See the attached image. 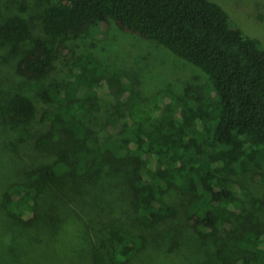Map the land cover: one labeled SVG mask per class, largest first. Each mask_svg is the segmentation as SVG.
Segmentation results:
<instances>
[{"label": "trees", "instance_id": "trees-1", "mask_svg": "<svg viewBox=\"0 0 264 264\" xmlns=\"http://www.w3.org/2000/svg\"><path fill=\"white\" fill-rule=\"evenodd\" d=\"M39 19L48 37L34 36L32 23L20 15L0 25L11 56L24 53L17 71L35 91L5 103L0 90V124L17 133L10 148L32 166L26 179L8 188L5 209L37 231L38 205L49 186L69 177L96 183L117 160L129 166V195L140 224L178 217L166 195L179 190L188 197L183 219L214 246L218 262L264 264V224H246L245 205L255 199L234 179L259 170L264 181V45L212 0H58ZM112 22L199 67L214 97L189 86L186 95L197 107L166 91L146 99L137 82L89 51L69 64L65 83H46L56 75L61 39ZM106 103L112 110L102 127H89ZM64 144L81 146L74 164L57 158L56 148ZM56 223L59 230L64 222ZM147 244L144 235L111 225L100 242L109 253L98 248L92 259L134 264Z\"/></svg>", "mask_w": 264, "mask_h": 264}, {"label": "rangeland", "instance_id": "rangeland-1", "mask_svg": "<svg viewBox=\"0 0 264 264\" xmlns=\"http://www.w3.org/2000/svg\"><path fill=\"white\" fill-rule=\"evenodd\" d=\"M57 1L0 0V25L9 17L20 15L32 23L34 36L48 37L39 18L46 7ZM212 1L220 4L246 35L264 45V0ZM59 44L62 52L58 69L46 83H65L69 64L89 51L102 63L120 69L137 82L146 99L166 91L197 107L198 103L186 95L189 86L208 98L214 97L203 70L159 43L124 32L114 22L107 29L95 28L77 39H61ZM22 47L24 51L30 44ZM11 49L12 45L0 38V90L5 103L17 94H35L34 82L17 71L24 53L11 56ZM111 110L110 104H102L89 127L101 128ZM16 140L17 133L11 126L0 124V264H94L92 254L101 248L100 242L107 238L111 225L147 238L145 254L134 264H222L215 256L214 246L205 245L183 219L181 211L188 197L179 190H171L166 195L167 202L180 210L178 217L156 226L140 224L129 195V166L117 160L107 164L96 183L69 177L60 185L49 186L38 205L39 229L36 231L33 224H24L3 204L8 188L26 179L28 168L32 167L10 148ZM80 148L79 144L60 145L56 148L57 158L74 164L73 153ZM259 172L254 170L234 178L248 187L255 199L245 205L249 225L254 219L264 224V181L259 178ZM56 220L64 222L59 230ZM99 251L107 254L110 249ZM163 255L169 258H160Z\"/></svg>", "mask_w": 264, "mask_h": 264}]
</instances>
